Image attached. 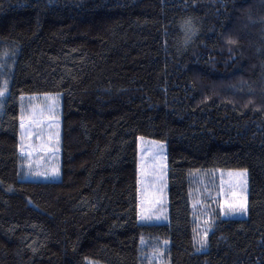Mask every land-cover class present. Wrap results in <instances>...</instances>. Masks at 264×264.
<instances>
[{
    "label": "trees",
    "instance_id": "1",
    "mask_svg": "<svg viewBox=\"0 0 264 264\" xmlns=\"http://www.w3.org/2000/svg\"><path fill=\"white\" fill-rule=\"evenodd\" d=\"M0 63V264H264V0H0ZM47 93L60 179L22 180L20 98ZM139 136L166 146V222H139ZM216 169L246 170L245 218Z\"/></svg>",
    "mask_w": 264,
    "mask_h": 264
},
{
    "label": "rangeland",
    "instance_id": "2",
    "mask_svg": "<svg viewBox=\"0 0 264 264\" xmlns=\"http://www.w3.org/2000/svg\"><path fill=\"white\" fill-rule=\"evenodd\" d=\"M31 106H36V119L37 123L33 124L30 128L32 132L31 136L26 135V144L32 145L33 148H40L39 153L32 152L30 157L32 164L25 163L29 159L27 153L19 154V179L33 180V181H58L60 179V113H61V95L59 93H47L46 94H32L22 96L20 98V116L26 114L31 110ZM49 106H51L49 110ZM43 109V111H41ZM50 117L52 119H50ZM22 129L20 128L19 118V138L21 137ZM39 137V139H36ZM152 142H155L153 144ZM21 138L19 139V144ZM138 144V204L144 200L145 195L154 200L151 206H148L145 201V206L149 207L150 219L139 218V222L142 223H162L168 219L167 209V158H166V146L165 143L146 136H139L137 139ZM43 145L48 150H44L40 146ZM55 148L54 154H51V150ZM156 149H160L156 151ZM54 164L58 166L59 173L56 176H41L38 173L49 169V165ZM158 165L163 166L162 183L159 179V173L161 168ZM31 168V171H29ZM243 170V177H238L236 174ZM213 176L217 177L216 189L214 190L215 196L218 199H223V191L227 188L229 183H237V191L241 192L246 200L247 207V172L244 169H216L211 170ZM209 174V175H210ZM242 182V187H241ZM195 207V204H192ZM227 205L225 204V207ZM194 209V208H193ZM139 217L144 216V212L138 208ZM247 215L246 213H234L231 215H221L223 218H236L243 219ZM203 224V218H199L197 225ZM200 226V227H201ZM147 239L142 238L141 242L146 244ZM169 241H162L159 246H165L168 248ZM205 247H200V250H204ZM149 252V251H148ZM166 252V249H165ZM147 264H161L162 258H164L163 249H152L148 253ZM89 264H98L89 261ZM166 264H169L167 261Z\"/></svg>",
    "mask_w": 264,
    "mask_h": 264
},
{
    "label": "snow or ice",
    "instance_id": "3",
    "mask_svg": "<svg viewBox=\"0 0 264 264\" xmlns=\"http://www.w3.org/2000/svg\"><path fill=\"white\" fill-rule=\"evenodd\" d=\"M4 55H7V53H5ZM3 67H4V64L0 63V69H2ZM8 87H9V81L7 78L0 80V95H3L5 91L8 89ZM46 97H47V94H46ZM50 108L51 106H49V110ZM41 111H43V109H41ZM35 113H36V106H31V110L27 111L26 114H22L20 116V128L22 129V132H21V137H20L21 143L18 145V148L21 153H27V155L29 156V159L25 161V163L29 165L32 164V161L30 159L32 152H36L38 154L40 151V148H33L32 145L26 144V135L27 136L32 135L30 128L33 124L37 123ZM50 119L52 118L50 117ZM36 139H39V137H36ZM152 143L155 144V142H152ZM40 147L46 151L48 150L43 145H41ZM159 150L160 149H156V151H159ZM55 151L56 149L53 148L51 150V154H54ZM158 166L161 168V172L159 173V179L161 180V183H162L163 166L162 165H158ZM29 171H31V168H29ZM58 173H59L58 166L54 164H50L48 170L39 172L38 174L41 176L47 177L49 175L56 176L58 175ZM243 174H244V171L240 170L236 175L238 177H243ZM138 183H139V180H138ZM241 187H242V182H241ZM236 189H237V183H229L227 188L223 191L224 198L217 200V203L220 205L221 215L227 216V215H231L234 213H242V214L246 213L247 211L246 200L244 199L241 192H238ZM145 201H147L148 206H151L154 203V200L152 198H149L146 194L144 200H142L141 203L138 204V208H140V210L144 212V216L139 217V214H138V218L150 219L151 216L149 214V207L145 206ZM225 204L227 205L226 207H225ZM201 213L202 214L206 213V215L203 216L202 226L199 229L194 230L193 240L194 242L198 243L201 247H205L207 245V237L209 234L208 230L213 227V224L211 222L212 217L216 215V212L213 209H209L207 205H204L201 208Z\"/></svg>",
    "mask_w": 264,
    "mask_h": 264
}]
</instances>
